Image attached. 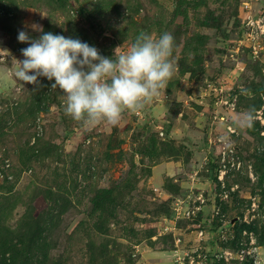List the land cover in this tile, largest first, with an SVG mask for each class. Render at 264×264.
<instances>
[{
	"label": "rangeland",
	"instance_id": "1",
	"mask_svg": "<svg viewBox=\"0 0 264 264\" xmlns=\"http://www.w3.org/2000/svg\"><path fill=\"white\" fill-rule=\"evenodd\" d=\"M34 23L108 58L169 32L176 71L84 127L11 75ZM0 49V264H264V0H0Z\"/></svg>",
	"mask_w": 264,
	"mask_h": 264
},
{
	"label": "clouds",
	"instance_id": "2",
	"mask_svg": "<svg viewBox=\"0 0 264 264\" xmlns=\"http://www.w3.org/2000/svg\"><path fill=\"white\" fill-rule=\"evenodd\" d=\"M31 28L42 34L33 39L24 30L18 32V41L29 46L21 49L23 60L13 59L11 75L36 88L41 86L40 77L54 80L51 87L62 91L66 114L87 128L116 126L125 112L143 110L161 95L176 71L175 38L169 32L158 37L141 32L130 48L118 52V47L108 58L80 39L44 32L35 23ZM233 122L241 129L252 128L254 110L236 114Z\"/></svg>",
	"mask_w": 264,
	"mask_h": 264
},
{
	"label": "water",
	"instance_id": "3",
	"mask_svg": "<svg viewBox=\"0 0 264 264\" xmlns=\"http://www.w3.org/2000/svg\"><path fill=\"white\" fill-rule=\"evenodd\" d=\"M55 108H56V105H55Z\"/></svg>",
	"mask_w": 264,
	"mask_h": 264
},
{
	"label": "built area",
	"instance_id": "4",
	"mask_svg": "<svg viewBox=\"0 0 264 264\" xmlns=\"http://www.w3.org/2000/svg\"><path fill=\"white\" fill-rule=\"evenodd\" d=\"M251 20H252V19H251ZM251 20H250V21H251Z\"/></svg>",
	"mask_w": 264,
	"mask_h": 264
}]
</instances>
